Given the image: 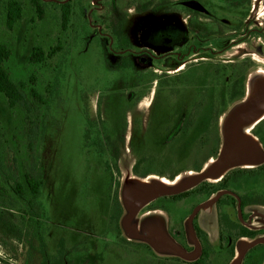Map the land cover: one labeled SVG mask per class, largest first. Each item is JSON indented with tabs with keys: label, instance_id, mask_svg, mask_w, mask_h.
<instances>
[{
	"label": "rangeland",
	"instance_id": "obj_1",
	"mask_svg": "<svg viewBox=\"0 0 264 264\" xmlns=\"http://www.w3.org/2000/svg\"><path fill=\"white\" fill-rule=\"evenodd\" d=\"M8 1L0 0V43L12 50L6 66L25 99L10 108L0 94V164L18 166L21 172L25 165L28 170L35 169L42 176V186L40 209L34 214L28 210L24 223L20 212L0 205V264H252L262 260L264 245H259L235 263L239 246L254 238L231 237L229 246L234 244L237 254L234 258L229 247L222 246L217 199H213L227 196L229 204L221 205V210L243 225L237 198L230 194L209 196L195 187L174 199L160 197L139 211L128 233L122 223L129 212L122 191L138 180L177 184L195 174L194 167L203 164L207 154L196 162L199 156L193 152L190 156L189 148H197L192 141L209 146L205 135L197 132L201 120L204 124L211 121L210 129L217 128L223 140L230 116L250 108L256 109L253 115L264 111V36L247 38L210 59L203 57L206 54H185L177 69L166 67L164 58L150 67L134 63L124 68L117 66L119 58L113 50L124 48L122 43L131 38L135 26L141 29L147 16L180 17L188 37L182 32L178 38L187 40L185 48L191 46L195 0H43L42 17L33 0H19L23 17L12 30L5 21ZM196 1L204 5L200 24L206 30L210 25L206 19L208 0ZM65 2L70 6L67 22L63 21ZM256 9L259 18L254 24L264 26V0L256 1ZM122 20L119 42L108 25ZM157 32L158 38L148 35L145 40L158 47L175 46L177 34L172 29ZM36 46L46 54L51 48L59 49L54 57L35 64L30 58ZM176 56L169 54L166 59ZM186 82L190 83L187 87ZM204 82L214 84L209 86L215 87L218 109L208 112L210 119L204 112L197 113L192 140L190 133L167 141L179 106L188 102L191 107ZM55 83L57 89L48 104L31 93L34 88L43 100L48 99ZM142 94L146 96L137 103ZM252 134L255 140L250 141L248 155L225 175L264 164V119ZM211 161L216 158H209L203 169L212 165ZM136 163L150 174L136 175ZM223 177L199 185L217 184ZM236 192L264 200V175L246 179ZM115 196L122 208L114 205ZM118 213L115 225L111 220ZM196 217L216 251L210 257L196 256L200 241ZM243 222L261 233L256 238H264V202L244 208Z\"/></svg>",
	"mask_w": 264,
	"mask_h": 264
},
{
	"label": "trees",
	"instance_id": "obj_2",
	"mask_svg": "<svg viewBox=\"0 0 264 264\" xmlns=\"http://www.w3.org/2000/svg\"><path fill=\"white\" fill-rule=\"evenodd\" d=\"M34 5L36 7L37 13L39 17L43 16V10H42V2L43 0H33ZM63 6L65 8L63 13V21L67 22L69 15H70V6L68 2L63 3ZM23 17V5L22 2L19 0H9L6 3V14H5V21L6 26L8 29L12 30L14 29L15 25L22 19ZM139 19H141L139 17ZM124 26V20L118 22V23H112L111 25H108V27L112 28L114 30L113 32L117 35V38H121L122 29ZM58 48H51V50L46 54L45 51L39 47L36 46L32 49L31 53V62L35 64H40L46 61V59L52 58L57 54ZM12 56V50L11 48L6 44L0 43V94H2L8 102V105L10 108H15L19 103H22L25 99L24 92L22 91L21 87L14 81V79L11 76L10 71L8 70L6 64L10 60ZM126 61H123V63ZM129 62L126 64L128 65ZM181 61H177L176 63L172 64L170 67H179L181 65ZM133 63L129 64L128 66H132ZM170 65V64H169ZM123 67V66H120ZM192 71V70H191ZM204 82L201 84L202 89L199 90V94L197 93L196 98L194 99V102L192 103L191 107L188 106V102L181 103L176 113H178V116L176 118V123L170 130V133L168 134L167 141L174 140L177 136L181 134H192L194 130H192L193 123L195 121V118L198 117L199 112H204L209 116V111H214V109H218L216 106V101L213 97V92L215 90V87H210L209 85H214L213 83ZM187 84H190L186 82ZM185 87V90L187 88ZM52 91L49 92V98L44 99L39 96V94L34 90V88L31 89L32 95L38 99L40 102L48 104L50 98L52 97V94L57 89V83H55L51 87ZM225 89H222L224 91ZM222 102L225 103V96L222 93ZM198 113V114H197ZM202 117V116H201ZM210 119V116L207 117ZM197 120V118H196ZM217 123L219 121L218 118H216ZM209 121H207L208 123ZM205 121L201 120L199 124V128L197 132L199 134L205 135V139L209 141V146H203L202 144H199L197 146L194 141L192 143L197 147L196 149L193 147H190V156L191 152H193V155H198L199 159H196V162H199L203 155L207 154V159L203 162V164L198 165L194 167L193 170L195 171H201L204 167V164L209 158L215 157L217 158L223 143L222 135L219 133L218 129L213 128L210 129V126L212 125L211 121L207 124H204ZM192 130V131H191ZM197 137L199 135H196ZM36 135L33 137L35 138ZM192 138H195V135H191ZM207 141V142H208ZM207 145V143H205ZM194 149V150H193ZM24 171L21 172V169L16 166L15 168H7V166L0 164V171H3V175H0V205L5 206L10 209H15L17 212H20L22 214V222H25V217L28 215V210L30 213L34 214L36 210L39 211L40 209V202L39 197L41 195V186H42V176L40 173L36 172L35 169L28 170L26 169V165L24 166ZM144 168L141 167L140 164L136 163L134 166V172L136 175L140 177H146L150 173H147L143 170ZM149 170V169H147ZM258 168L256 169H238L234 170L232 172H229L225 175L224 181L218 182L217 184H214L212 182H207L206 184L199 185L196 188L201 189L204 194L213 195L214 193H217L219 189L222 187H228L233 190L239 191V188L241 184L246 179H254L258 178L261 175H264L260 172H258ZM177 175H175L176 177ZM174 177V178H175ZM172 178V180L174 179ZM185 192L172 195V196H163L164 198L174 199L178 197V195H183ZM241 196V195H240ZM243 200V204H247L248 202H259L263 203L264 200L261 198H253L250 196H241ZM225 198H221L218 201V210H219V223H220V237L221 240L226 239L227 241L231 240V237L234 240H238L240 237L248 236V237H255L257 235V232L251 231L248 228L244 227L240 223H237L233 220H231L228 217V214L225 213L223 210H221V205L229 204L228 200H225ZM3 199H6V202L8 204H4ZM225 200V201H224ZM114 205L117 207L119 205L121 208L120 200L118 197L115 196L114 199ZM157 209V208H155ZM119 218V213L114 215L112 217L113 224L116 223L117 219ZM116 225V224H115ZM196 233L200 239V242L203 246V253L204 256H210L212 255V252L216 253L215 249L213 250L212 244L210 243V240L208 238L207 233L199 226L198 223L195 224ZM40 237V236H39ZM229 254L231 257L235 255V245L231 244L229 248Z\"/></svg>",
	"mask_w": 264,
	"mask_h": 264
},
{
	"label": "flooded vegetation",
	"instance_id": "obj_3",
	"mask_svg": "<svg viewBox=\"0 0 264 264\" xmlns=\"http://www.w3.org/2000/svg\"><path fill=\"white\" fill-rule=\"evenodd\" d=\"M256 1L257 0H208V4H207L208 17H206V19L208 20L210 25L208 29L202 30L200 20L203 16H201L200 13L201 12L205 13V11L202 10L204 9V5L201 4L200 1L195 0L194 3H195V10L197 12V16L195 20L196 26L194 27V31H193V39H194L193 41L194 42L192 43L191 46H188L187 48H185V45H184L185 42H187V40H183V39L179 40L178 38V36H180L182 32H183L182 34H184L183 35L184 37L185 35L187 36L186 26L180 17L176 15H166L163 17H152V16H147L146 18L144 17L145 21L143 22L144 23L143 26H140L141 29L135 26L134 27L135 31H132L130 33L131 38L128 37V41L122 43V44H125V47L120 48L119 50H113V53L116 54L117 57L119 58V62L117 63V66L118 67L123 66L124 68H131L133 67V65L132 66H128V65L131 63L133 64L136 63L140 65L141 67H150L153 64V61L164 58L162 60L164 61V63H166L165 64L166 67L167 66L170 67L172 64L176 63L177 61H182L185 54H189V53H192L194 55L206 54L208 56L205 55L203 57L210 59L212 58V56H215L218 53L225 52L226 50L235 46L236 44H239L245 41L247 38H250L253 36L263 37L264 36V26H257L254 24L255 22L257 23L258 18H259L257 14L258 11L256 9ZM138 18L139 17H137V19ZM165 28L172 29L177 34L175 36V38L177 37L175 39L176 40L175 46L172 45L167 48L158 47V45H154L151 43L149 44L145 40L147 39L146 37L148 35L151 36L152 38L153 37L158 38V36L156 35L158 33L157 31L165 29ZM226 29H230V31H228V35H229L228 37H227V33L225 32ZM162 35H160L159 38ZM107 36H110L112 40L115 39V36H112L111 34H108ZM229 37H231V39H229ZM226 39H229V40L226 42ZM118 41H119V37H118ZM217 41L219 43L223 42V45L220 47L217 46L216 45ZM169 54H177L178 56L168 61L166 58L167 56H169ZM123 61H126V62L123 63ZM127 62H129L128 65L126 64ZM177 68L178 67H176V69ZM144 94L138 97L137 100L135 99L134 100L138 103L142 97L146 96ZM127 96L128 98H131L132 94H129ZM249 111H250V114H248L246 117L255 116L260 113L259 112L253 115V112L256 111V109L254 108H250ZM263 119H264V115L255 124V126ZM245 151H246V154L248 155V152L250 151L249 138L247 141ZM258 169H259L258 172L264 174V164H261L260 166H258ZM224 177L219 182L224 181ZM221 192H225L222 194V196L226 194H230L237 198L238 204H239V201L241 202L242 218L240 217V220H242L243 226L248 228L247 224L243 222L244 208H246L249 205H259V204L262 205L263 203L248 202L247 204H243V200L240 194H238L235 190L228 188V187H222L221 189L217 191L218 194ZM213 195H215V193ZM221 198L222 197L220 198L218 197L216 201L218 221H219L218 201ZM196 220L199 226L201 227L200 223L198 222L197 217H196ZM249 230L255 231L252 229H249ZM204 231L206 232V230ZM255 232H257V235L253 237L254 239H256V237L261 234L259 231H255ZM219 234H220V223H219ZM241 238H249V237L243 236V237H240L239 239ZM258 239H263V238H258ZM220 241L223 242V245H222L223 248L225 247L230 248L229 246L230 241H227L226 239L221 240V238H220ZM200 243L201 242L198 240L197 244H199V246H200ZM259 245H264V241L258 243L257 245L253 247H250L249 249H246L241 259L246 258L245 254L247 251L254 249L255 247ZM196 249H197V246H196ZM228 252H229V249H228ZM202 253H203V249L200 246L199 256H201ZM235 255H237L236 249H235ZM235 255L232 258H234ZM257 263L263 264L264 256L262 257V260L252 262V264H257Z\"/></svg>",
	"mask_w": 264,
	"mask_h": 264
},
{
	"label": "water",
	"instance_id": "obj_4",
	"mask_svg": "<svg viewBox=\"0 0 264 264\" xmlns=\"http://www.w3.org/2000/svg\"><path fill=\"white\" fill-rule=\"evenodd\" d=\"M248 114H250L249 109L236 112L226 121L223 129V143L219 155L216 158V161L208 169L197 171L195 174L188 176L177 184H166L162 180L152 182H142L141 180H138L125 186L122 191V200L129 212L123 217L122 223L126 232L129 233L131 231L130 225L132 221L139 211L146 205L160 197L177 195L193 189L202 182L208 181L210 178H221L231 167L241 162L243 157L245 158L247 156L245 148L248 137L245 132L241 130L240 125L242 120ZM217 198H214L213 201ZM197 211L198 209L193 211L191 219L196 216ZM238 211L239 216L242 218V207L240 201L238 204ZM263 241L264 238H256L248 242H243L238 248L239 256L235 260V263L238 262V259H241L246 249H249L250 247H253ZM199 249L200 246L197 244L196 256L199 255Z\"/></svg>",
	"mask_w": 264,
	"mask_h": 264
},
{
	"label": "bare ground",
	"instance_id": "obj_5",
	"mask_svg": "<svg viewBox=\"0 0 264 264\" xmlns=\"http://www.w3.org/2000/svg\"><path fill=\"white\" fill-rule=\"evenodd\" d=\"M248 94L251 95L250 93H248ZM263 115H264V111L262 113L258 114V115L249 116L250 118L249 117H245L242 120L241 125H240L241 130L243 132H245V134L248 136V138H249L250 141L251 140H255L254 139V136L252 135L251 130L253 129V127L255 126V124L263 117ZM214 162L215 161H211L210 163L213 164ZM210 166H211V164L209 166H207V168H205V169H208ZM190 174L193 175L194 173L192 172ZM210 179H212V178H210ZM215 181H217V180H215ZM163 182H165V181H163ZM165 183L168 184L167 182H165ZM172 184H175V183H172Z\"/></svg>",
	"mask_w": 264,
	"mask_h": 264
}]
</instances>
